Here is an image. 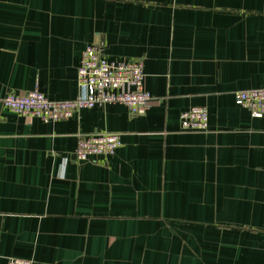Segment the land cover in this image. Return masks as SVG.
<instances>
[{
	"label": "crops",
	"instance_id": "crops-1",
	"mask_svg": "<svg viewBox=\"0 0 264 264\" xmlns=\"http://www.w3.org/2000/svg\"><path fill=\"white\" fill-rule=\"evenodd\" d=\"M142 61V115L121 104L42 122L0 105V264H264V0H0V100L77 95L82 52ZM207 111V130H180ZM112 156L73 159L92 133Z\"/></svg>",
	"mask_w": 264,
	"mask_h": 264
},
{
	"label": "built area",
	"instance_id": "built-area-1",
	"mask_svg": "<svg viewBox=\"0 0 264 264\" xmlns=\"http://www.w3.org/2000/svg\"><path fill=\"white\" fill-rule=\"evenodd\" d=\"M77 95L68 101H51L37 90L24 95L6 94L0 105L11 112L42 122L67 120L84 109L111 104L124 105L131 115H142L149 107L151 95L143 88L144 66L142 61H109L96 45L87 46L82 52L77 68ZM236 104L246 109L251 117H264V88L234 92ZM182 132H205L207 111L191 107L179 116ZM120 134L96 132L78 141L73 159L85 161L90 156L107 158L120 147ZM6 264H34L30 260L9 258Z\"/></svg>",
	"mask_w": 264,
	"mask_h": 264
}]
</instances>
